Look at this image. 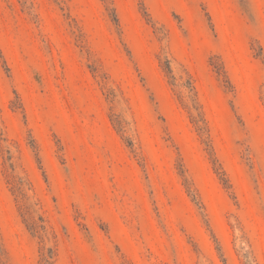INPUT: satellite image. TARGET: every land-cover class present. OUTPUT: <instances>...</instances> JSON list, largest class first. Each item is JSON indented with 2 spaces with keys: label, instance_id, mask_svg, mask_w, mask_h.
Returning <instances> with one entry per match:
<instances>
[{
  "label": "rangeland",
  "instance_id": "obj_1",
  "mask_svg": "<svg viewBox=\"0 0 264 264\" xmlns=\"http://www.w3.org/2000/svg\"><path fill=\"white\" fill-rule=\"evenodd\" d=\"M0 264H264V0H0Z\"/></svg>",
  "mask_w": 264,
  "mask_h": 264
}]
</instances>
